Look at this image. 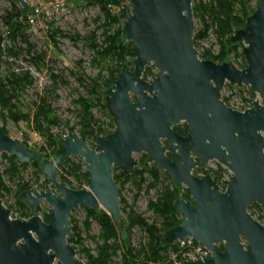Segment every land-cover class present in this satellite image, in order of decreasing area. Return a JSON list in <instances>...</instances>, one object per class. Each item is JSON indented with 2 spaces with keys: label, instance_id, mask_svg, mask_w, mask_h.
<instances>
[{
  "label": "water",
  "instance_id": "obj_1",
  "mask_svg": "<svg viewBox=\"0 0 264 264\" xmlns=\"http://www.w3.org/2000/svg\"><path fill=\"white\" fill-rule=\"evenodd\" d=\"M15 2L26 9L25 0ZM192 2L129 0L121 6L122 36L135 45V62L123 63L105 94L114 127L105 137L94 135L93 147L71 130L50 160L0 128V156L6 153L26 164L40 156L41 175L58 190L54 193L48 184L22 191L18 199L32 208L28 218L12 216L10 205L0 199V264H86L67 241L70 213L78 206L103 208L123 234L112 168L133 169V154L138 153L189 191V200L174 201L180 223L165 230L161 239L175 244L190 237L211 255L187 258L183 264H264V220L257 222L262 218L247 211L252 203L264 210V0H255L244 26L227 37L228 43L241 45L243 68L230 60L216 63L198 57L192 42ZM4 40L0 33V75ZM146 67L156 70L147 80L142 76ZM225 83L249 87L255 96L252 106L244 111L228 106L222 98ZM180 122L187 124L185 135L173 130ZM83 130L91 132L92 125L85 124ZM77 157L87 170L84 189L58 178L62 161ZM194 158L201 167L216 160L229 171L225 191L209 176L191 173L199 172ZM41 202L50 206L48 221L36 210Z\"/></svg>",
  "mask_w": 264,
  "mask_h": 264
},
{
  "label": "trees",
  "instance_id": "obj_2",
  "mask_svg": "<svg viewBox=\"0 0 264 264\" xmlns=\"http://www.w3.org/2000/svg\"><path fill=\"white\" fill-rule=\"evenodd\" d=\"M89 4L98 6L100 13L103 16L102 23L98 26L101 28L103 39L100 43H96L93 35L91 34L88 39L92 49L95 51L97 57H102L108 60H112L114 66L108 68V75L102 82H100V74L95 78H91L88 84L89 88L87 96H78L74 99L76 105L79 106L78 115L82 122L89 120L91 116V109L98 106L102 111L107 110L105 100L104 102L97 94L96 87L101 83L104 88H107L106 92L112 87L113 81L119 74L123 62L126 57L133 58L132 64L135 62L136 47L131 41H124L122 36V28H116L118 16L123 17V14L118 12L113 14L110 10L112 6L120 8L123 5L124 0H87ZM250 0H208L207 4H202L201 0H193L192 11L196 12L200 16L202 29L199 30L193 37V45L197 40L203 39L206 36L207 31L213 28L219 50L216 54H211L210 51L204 52L199 58L202 60H211L216 63L225 62L226 57L229 54L239 55L242 58V63L239 65L241 68L245 67V60L242 51H238L239 43H228L227 37L236 29L242 28L245 23V19L255 9V5H249ZM29 8L24 11L21 7L16 5L15 0H10V8L6 10V13L1 17L2 23L7 28V34L5 39L15 40L20 45H25L27 53L31 54L29 57L31 62L38 67L40 62L39 57L33 55V45L29 42L28 35L25 33L26 14ZM49 33V37L54 43L55 36L60 35L57 29H52ZM71 39H75L70 36ZM15 42V44H17ZM5 58L17 57V48L4 45ZM7 60H4L3 64H7ZM151 74V69L146 67L143 72V78L147 79ZM53 84L61 83L58 75L51 74ZM78 83L82 85L84 83L81 77H78ZM32 83V77L25 71L21 74L9 72L7 76H0V109L5 110L15 124L27 123L31 124L35 130L41 135H46V147L41 146L40 152H43L44 156L48 157L49 153L46 148L50 149V153L54 154L58 144L55 139L49 134V126L58 124L56 116L47 105L44 98H40L37 102L34 112L32 114L21 113L16 108V105L11 103L17 101L19 95L24 88ZM226 103L227 100L224 98ZM108 111V110H107ZM3 117V116H2ZM112 121L109 122L107 127H103L101 123L97 124L94 129L95 136L105 137L113 129ZM5 133L4 127H0ZM72 129V128H70ZM173 129L179 133L185 131V125H176ZM84 131L83 127L80 132ZM7 134V133H6ZM82 138V137H81ZM27 147V143L22 142ZM29 148V147H28ZM60 152V146H58ZM57 154V153H56ZM35 155V154H34ZM144 159L146 155L143 154ZM1 162H6L7 167L4 170L0 169V199L4 195L11 194L12 190L6 186L2 177L6 175L8 180L15 184V190L13 192L15 197V205H17L19 218H28L32 214L30 207L18 199L19 194L29 189V181H23L22 174L27 168H31V181H39L41 178L43 182H47V178L41 175V160L40 156L35 155L31 163L26 164L15 159L14 156L2 153ZM143 159V160H144ZM143 160L139 162L142 164ZM58 178L59 181L64 182L67 186L71 187L72 181L75 183L86 184L87 170L82 168L80 161H74L71 158H67L62 161L58 166ZM152 182L149 183V187H155V184L160 180V170L153 164L147 170ZM113 181L116 185L124 184L131 180L132 177L139 178V183L142 184V175L146 172L143 168L135 167L131 170H122L118 166L112 168ZM49 182V181H48ZM160 182V181H159ZM72 188V187H71ZM76 188L80 189L79 186ZM120 195V187H119ZM136 197V196H135ZM189 197L188 190L184 193L180 192L179 187L174 183L166 180L165 184L161 186L158 191V195L155 200H150L147 204V208L151 211L154 220L148 222L142 215L136 213L133 206H127L123 198H120L121 210H124L126 215V227L123 231L127 235L132 228H138L145 234L146 241L140 243L138 248H134L130 245L129 241H125L117 230L114 221L110 214L104 210L98 209L91 210L85 208L87 220L93 218L97 221L100 228V240L101 243L97 247V253L95 255L89 252L85 254L86 264H173V261L169 259L168 252H175L177 248L175 244L163 242L161 237L165 230H168L180 223V214L174 206V201L178 198L187 199ZM50 213V211H49ZM49 213H43L41 218L43 221H48ZM69 224L71 229V236L67 241L76 249L77 243L80 242V237L76 231L72 217L69 218ZM89 224V222H88ZM122 238V239H121ZM77 250V249H76ZM114 257H118L115 259Z\"/></svg>",
  "mask_w": 264,
  "mask_h": 264
},
{
  "label": "rangeland",
  "instance_id": "obj_3",
  "mask_svg": "<svg viewBox=\"0 0 264 264\" xmlns=\"http://www.w3.org/2000/svg\"><path fill=\"white\" fill-rule=\"evenodd\" d=\"M52 1L53 0H25L27 5L26 8H31L36 5H49ZM126 2L129 5V0H124L123 5ZM207 2L208 0H201L202 4H207ZM249 5H255V0H250ZM9 8L10 0H0V33L4 36L7 34V28L2 23L1 17ZM110 10L113 14H117L118 12L121 13V7L118 9L112 6ZM192 15L194 37V35L202 29L203 25L201 23L200 16L197 15L196 12L192 11ZM102 21L103 16L100 13L98 6L89 4L87 0H72L66 3V10L64 14L59 15L54 12L51 17L45 18L39 16L37 17V21L33 24L27 23L25 26V33L28 35L29 42L33 45V55L39 57L40 62L38 67L30 61L31 59L29 57L31 54L27 53L25 45H20L16 40L15 42H17V44H15V42L11 39L4 40L3 45L17 48V57H4V60H7L8 63L3 64L0 76H7L9 72L21 74L27 71L32 77V83L24 88L19 95V98H17V101H14L13 99L11 103L16 105L19 112L32 114L37 102H39V99L44 98L47 105L59 121L58 124L51 125L48 128V133L52 135L58 146L59 140L64 138L66 133L72 130L85 137L89 142L90 147H93V138L95 135L94 129L97 124L101 123L105 128L108 126L109 122L112 121V118L107 110L102 111L98 106H95L91 109L92 117L89 120L82 122L81 118L77 114L79 106L74 102V99L78 96L86 97L88 95V84L91 78H95L98 74H100V82H102L108 75V68L114 66L112 60L97 57L94 53L95 51L89 43L90 40L88 37H90L91 34L93 35L96 43H100L103 39V35L101 34L102 30L98 27ZM123 24V17L118 16L116 28H122ZM52 29H57L60 32V35L57 34L55 36V45L49 37V33L53 31ZM70 36L75 39H71ZM194 48L198 53V57L207 51H210L211 54H216L218 52L219 45L213 28H210L207 31L206 36L203 39L197 40L194 43ZM241 49V45H238L239 52ZM132 60L133 58L128 56L125 58L123 63L131 62ZM229 60L232 61L238 68H241L239 65L242 63V58L239 55L229 54L225 61ZM51 74L58 75L62 82H58L54 85L50 77ZM155 74L156 70L151 69V74L147 79H149L151 75L153 76ZM78 77L83 79L84 83L82 85L78 83ZM96 90L97 94L104 102L107 88H104L100 83L96 87ZM249 92V87H238L236 85L225 83L222 90V97L227 100L229 106L234 109H242L247 106L250 107L252 102L255 100V96H252ZM85 124L92 125L91 132H80V129H82ZM0 125L8 131L11 138L25 140L29 149H38L40 152L39 148L41 146L46 147V135L43 136L39 134V132L35 130L31 124H15L10 118H8L7 111L1 109ZM58 146L54 154H51L50 149L46 148L49 153L47 157L48 159L51 160L58 154ZM40 153L44 155L43 152ZM143 154L144 153L133 154L137 159L136 167L146 170V172L142 175V184L139 183L140 181L137 177H132L131 180L123 185L119 183V198H123L127 206H133L134 211L142 215L148 222H153L154 217L151 211L147 208V204L150 200H155L159 189L165 184L167 177L165 172L160 171V182L158 181L154 188L149 187V183L152 182V179L150 178L147 170L151 166V163H147V156L144 159ZM71 159L79 161L78 157ZM141 159H144L142 164L139 162ZM81 165L82 168H85L83 164ZM6 167V162H1L0 158V169L4 170ZM31 171V168L26 169V171L22 174L23 181H29L30 186L34 185L43 188L49 184L54 193L58 194V190L50 182H43L42 178L36 182L31 181ZM2 179L4 184L12 190L11 194L4 195L2 197V201L5 204L10 205L12 216H17L18 207L15 205V197L13 194L15 184H12L6 175H4ZM70 180L72 181L71 187L74 189H78L76 188L77 186H79L80 189L87 188L86 184L78 185L72 178H70ZM180 192L183 193V190H180ZM100 209L108 213L107 210L103 208ZM30 210H32L31 207ZM36 210L42 216L43 213H49L51 209L47 203L41 202L36 207ZM250 211L254 216L260 218L264 217L261 211L256 208H252ZM86 215L85 208L80 206L74 208L70 213V217H72L76 231L80 237V242H78L76 246L77 257H85V254L88 252L95 255L97 253V247L101 243L99 237V224L93 218H89L87 220ZM120 218L123 228H125L127 222L124 210L121 211ZM123 233L124 234L120 236H122L126 242L129 241L130 245L134 248H138L140 243L146 241L144 232L138 228H132L127 235L125 232ZM175 254H172L169 251V259L172 260L174 258H179V256ZM114 258L117 259L118 257Z\"/></svg>",
  "mask_w": 264,
  "mask_h": 264
},
{
  "label": "built area",
  "instance_id": "obj_4",
  "mask_svg": "<svg viewBox=\"0 0 264 264\" xmlns=\"http://www.w3.org/2000/svg\"><path fill=\"white\" fill-rule=\"evenodd\" d=\"M69 1L72 0H53L49 5L33 6L29 8L28 13L26 14V22L33 24L37 21V17L42 16L48 18L51 17L54 12L62 15L66 10V3ZM248 107L249 106L237 110H243ZM175 246L177 251L171 253H176L175 255L179 256V258L172 259L173 264H183L187 258L197 260L200 255H211V252L207 248L190 237L178 240L175 243Z\"/></svg>",
  "mask_w": 264,
  "mask_h": 264
},
{
  "label": "flooded vegetation",
  "instance_id": "obj_5",
  "mask_svg": "<svg viewBox=\"0 0 264 264\" xmlns=\"http://www.w3.org/2000/svg\"><path fill=\"white\" fill-rule=\"evenodd\" d=\"M224 88V87H223ZM250 94H251V92H249ZM252 95V94H251ZM253 96V95H252ZM223 98V97H222ZM223 100H224V98H223ZM225 102V101H224ZM226 103V102H225ZM227 105H228V103H226ZM229 106V105H228ZM251 106H252V104H251ZM250 106V107H251ZM231 107V106H230ZM250 107H248V108H250ZM248 108H245V109H243V110H239V111H244V110H246V109H248ZM234 109V108H233ZM237 110V109H236ZM185 125V131H183V132H181V133H179V132H177V131H175L174 129V131L175 132H177L178 134H180V135H185L186 133H187V130H188V127H187V124L185 123V122H180L179 124H176V125ZM176 125H174V126H176ZM173 126V127H174ZM163 145L164 146H166V144H165V142L163 141ZM165 154L167 155V157H169L170 158V153L169 152H165ZM148 159V158H147ZM194 160H195V162L197 163V168L199 169V172L198 173H196L193 169L191 170V173L193 174V175H195V176H198V177H202V176H209L213 181H215L217 184H218V186H219V189L221 190V191H225V188H226V185L224 184V180H226L227 179V177H228V174H229V171L223 166V165H221V164H219L216 160H209L208 162H207V165H206V167L204 168V167H201L200 165H199V162H198V160H197V158H194ZM151 164H153V163H151ZM154 165V164H153ZM155 166V165H154ZM156 167V166H155ZM161 171V170H160ZM164 172V171H163ZM166 174V173H165ZM166 177H167V175H166ZM167 179H168V177H167ZM169 180V179H168ZM170 181V180H169ZM179 189L180 190H183V193L185 192V190H188L187 188H185L184 186L183 187H179ZM188 193H189V191H188ZM183 199V198H182ZM190 199V195H189V197L187 198V199H185V200H189ZM252 208H256V209H258L259 211H261V213L264 215V210L261 208V206L259 205V204H257V203H252L251 205H249L248 207H247V211L248 210H250V209H252ZM248 213L252 216V214L248 211ZM254 219V218H253ZM263 220H264V217H262V219H261V221H257V222H259V223H262L263 222ZM220 250H222V246L220 245V244H218V245H216Z\"/></svg>",
  "mask_w": 264,
  "mask_h": 264
}]
</instances>
